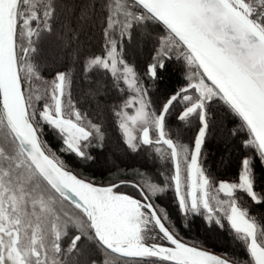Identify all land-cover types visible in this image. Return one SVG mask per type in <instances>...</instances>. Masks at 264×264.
Instances as JSON below:
<instances>
[{
    "label": "snow or ice",
    "instance_id": "obj_1",
    "mask_svg": "<svg viewBox=\"0 0 264 264\" xmlns=\"http://www.w3.org/2000/svg\"><path fill=\"white\" fill-rule=\"evenodd\" d=\"M88 7L89 19L99 13L102 43L80 61L82 75L110 77L114 89L131 92L113 106L124 143L133 152L154 148L170 173L160 187L150 180L97 184L69 170L43 138L45 126L59 136L60 152L84 160L104 131L74 102L72 73L46 78L35 60L64 8L59 0H0V264H79L85 234L103 264H232L185 241L155 203L165 190L185 218L202 215L221 228L226 221L244 243L247 264H264V222L240 203L242 193L264 204L250 158L235 181L217 180L201 163L216 103L238 118L233 134L244 133L243 147L264 163V0H95ZM138 29L157 33L149 77L173 58L188 70L186 85L159 109L124 57ZM177 106L178 123L197 121L187 143L168 126ZM70 228L76 234L65 248Z\"/></svg>",
    "mask_w": 264,
    "mask_h": 264
},
{
    "label": "trees",
    "instance_id": "obj_2",
    "mask_svg": "<svg viewBox=\"0 0 264 264\" xmlns=\"http://www.w3.org/2000/svg\"><path fill=\"white\" fill-rule=\"evenodd\" d=\"M59 2L64 11L54 23L53 31L45 34L40 41L35 60L41 66L46 78H51L57 71L72 73L73 100L91 120L103 126L104 139L93 142L88 149L92 158L84 160L60 152V138L47 126L43 138L50 148L64 159L69 170L82 178L103 185L120 180L138 183L150 180L164 187L170 166L156 157L154 148L142 147L136 152L130 150L117 127L118 121L113 115V106L119 102V99L126 98L127 89L125 92L114 89L110 77L101 82L100 76L85 78L82 75L80 61L88 54L99 53L102 43L99 20L96 19L99 13H93L91 19L86 15L91 11L88 6L95 0H59ZM65 31L68 39L62 38ZM73 34L75 39H72ZM156 39L157 33L138 29L131 42H125L124 57L134 65L153 106L159 109L168 96L186 85L187 67L182 61L173 58L166 62L164 69H157L155 79L149 77L146 68L153 62ZM127 94L129 95L130 92ZM179 110V106L173 110L168 118V126L172 129L173 135L179 130L180 136L187 143L194 135L197 121L193 119L189 126L178 123L175 113ZM238 125V118L226 112L222 104H212L210 129L203 147L201 163L217 180L235 181L240 171L241 160L247 155L253 167L255 190L264 195V163L260 162L252 151L243 147L244 133L233 134ZM119 190L135 195V191L130 187H121ZM239 195L242 206L247 208L252 216L264 222V204L252 202L245 194ZM155 203L167 212L171 225L185 241L215 251L230 260L238 261L239 264H247L249 257L244 243L237 239L226 221L221 228L202 215L192 214L185 218L179 212L172 190L157 193ZM118 259L123 264L122 258ZM84 264H87L86 261Z\"/></svg>",
    "mask_w": 264,
    "mask_h": 264
},
{
    "label": "flooded vegetation",
    "instance_id": "obj_3",
    "mask_svg": "<svg viewBox=\"0 0 264 264\" xmlns=\"http://www.w3.org/2000/svg\"><path fill=\"white\" fill-rule=\"evenodd\" d=\"M66 207L69 208V210L71 209V206L66 205ZM76 234V229L74 228H70L69 229V234L67 237L64 238L63 241V246L65 248H67L68 244L70 243L71 237ZM149 242H153L151 240H149ZM79 248H80V254L76 257V259L78 260L79 264H84L85 261L87 264H91V262L93 260L97 261V264H103V259H104V255L102 252H100L94 244V241L88 238V235L85 234L81 241L79 242ZM210 250V249H209ZM215 252V251H214ZM85 256V257H84ZM87 258V260H86ZM233 261V260H232ZM235 262V261H234Z\"/></svg>",
    "mask_w": 264,
    "mask_h": 264
},
{
    "label": "water",
    "instance_id": "obj_4",
    "mask_svg": "<svg viewBox=\"0 0 264 264\" xmlns=\"http://www.w3.org/2000/svg\"><path fill=\"white\" fill-rule=\"evenodd\" d=\"M149 243H151V242H149ZM204 249L210 251L211 253H213V254H215V255H219V256H222V257H224V258H227V257H225V256H223V255H221V254H219V253H217V252H214V251H212V250H209V249H206V248H204ZM227 259H229V258H227ZM231 261H232V260H231ZM232 264H236V262L232 261Z\"/></svg>",
    "mask_w": 264,
    "mask_h": 264
},
{
    "label": "rangeland",
    "instance_id": "obj_5",
    "mask_svg": "<svg viewBox=\"0 0 264 264\" xmlns=\"http://www.w3.org/2000/svg\"><path fill=\"white\" fill-rule=\"evenodd\" d=\"M186 74H188V70H187V72H186ZM144 86V85H143ZM129 95H131V92H130V94ZM140 180V179H139ZM141 181V180H140ZM122 192V191H121Z\"/></svg>",
    "mask_w": 264,
    "mask_h": 264
}]
</instances>
